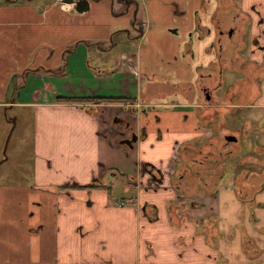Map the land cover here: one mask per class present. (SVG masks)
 Returning <instances> with one entry per match:
<instances>
[{
  "label": "crops",
  "instance_id": "1",
  "mask_svg": "<svg viewBox=\"0 0 264 264\" xmlns=\"http://www.w3.org/2000/svg\"><path fill=\"white\" fill-rule=\"evenodd\" d=\"M223 1L0 0V107L30 113L34 128L31 165L9 180L0 174V264H225L214 239L226 233L207 218L216 214L209 202L217 203L227 168L238 187L264 180L249 166L264 164L262 142H248L254 153L238 158L240 146L225 139L237 118L247 120L248 136L264 129L250 113L264 109V51L249 42L264 45V0H228L227 8ZM215 21L236 28V45L224 52L231 67L215 95L231 88L240 102L209 101L199 87L212 62L219 73L217 53L205 52ZM198 25L212 30L205 44ZM136 27L153 43L149 53L158 45L180 70L125 49ZM196 42L194 64L187 50L193 54ZM90 98L134 102L71 100ZM20 120L28 123L25 114ZM133 135L137 141L125 144ZM196 145L210 163L197 161L201 175L189 182L192 160L183 150ZM238 228L244 244L247 230Z\"/></svg>",
  "mask_w": 264,
  "mask_h": 264
},
{
  "label": "rangeland",
  "instance_id": "2",
  "mask_svg": "<svg viewBox=\"0 0 264 264\" xmlns=\"http://www.w3.org/2000/svg\"><path fill=\"white\" fill-rule=\"evenodd\" d=\"M233 16L234 15L232 13V17L230 18H233L234 21L235 19ZM214 18H216V16H214ZM216 24H218L216 21L214 22V25L212 24V29L214 30L213 32L216 31ZM136 29L137 30L134 31V33L132 32L134 40L124 45L125 49L135 51L140 49L139 51L142 53L144 60H150L149 56L153 55L158 62L166 66L163 70H166L168 67H170L169 69L175 68L173 65H168L167 60L161 54L162 50L159 51L158 45L157 47H153L154 50L151 49L152 52L149 53L147 48L150 45L154 46L153 43L150 42V38L147 37H145V41H143L141 39L142 35L140 36L141 32L138 31V27H136ZM204 40H202V43ZM139 45H142V47ZM198 48V42H196L194 53L191 57V60L195 59L194 64L200 57L198 55ZM180 60H184L183 54L181 55ZM175 69L178 71L180 70L178 68ZM208 72L209 71L206 73ZM184 75L185 72L181 76L184 77ZM231 77H234L232 72L229 74V78ZM250 113H254L256 115V120L253 124L255 125L256 130H260L258 129L260 128L259 122H264V109H250ZM22 114H25L28 123H24L20 120ZM240 118H242V116H240ZM246 121H240L237 118V121H235L234 124H232V122L228 123L229 130L234 132L241 139L239 143L241 149L237 153L239 155L238 158L254 153L251 147L248 146V142L251 143V146L255 143V141L259 143L262 142L261 144L264 145V129L257 131V138H255V131L251 134V136H248ZM33 129L32 115L30 113H22L17 108L6 110L5 108L0 107V174L3 173V177L1 176L2 180H9V175L13 174L14 171L15 173L19 172L22 167L27 168L31 165L33 157ZM252 129H250V131H252ZM202 150V146L196 145L191 149L187 148L186 150H183V153L186 151L189 156L193 155L191 156L193 157V160L201 159ZM140 151L143 155L146 150L141 149ZM257 157L259 158L258 161H263L262 163H264V154ZM205 161H207L208 164L210 163V160L207 158ZM194 162L197 163L196 160ZM249 166L252 168L251 172H254L253 170H255L257 173L261 172V174L264 175V164L251 163ZM249 166H246L245 170L249 169ZM228 169L229 168H227L226 177L221 180V185L216 188L218 191L214 197H212L214 203H217L213 206L211 202H209V206H211V208L213 207L214 210L216 208V214L208 215L207 218L210 219L211 216H214L213 218L217 219V227L222 232L226 233L223 239H214L218 246L214 250L215 252L218 251L219 253H224L225 264H264V180L255 184L256 189H254L253 184L249 187L240 185V189V187L233 185L234 183L236 184V182H234V178L230 175L231 173ZM239 170L243 169L237 167L235 173ZM196 173L197 176L201 175L199 171ZM11 177L14 178V174ZM120 179V175L118 177L116 176L114 177V182L117 183ZM127 180L131 181V176H129ZM242 184L246 185V181ZM237 189L243 190L242 196L237 194ZM132 190L135 194H137L136 188ZM197 190V193L199 194L205 190V187H198ZM200 190L202 191L200 192ZM198 198L199 196L197 199ZM204 204L206 205L207 202H204ZM241 225L247 230L244 232V235L248 237L245 244H243L242 241L241 229L238 228V226ZM233 231H235L237 235L234 239H230L229 235Z\"/></svg>",
  "mask_w": 264,
  "mask_h": 264
},
{
  "label": "flooded vegetation",
  "instance_id": "3",
  "mask_svg": "<svg viewBox=\"0 0 264 264\" xmlns=\"http://www.w3.org/2000/svg\"><path fill=\"white\" fill-rule=\"evenodd\" d=\"M223 5H225V7L227 8L228 6H230V3L228 0H225V2L223 1ZM221 21L218 23L217 25V29H216V33H215V38L213 39L212 43H210L209 47L205 49V52L207 53H210L212 52V50L215 51V54L217 55V64L219 66L218 68V75L215 77V74L213 72L214 69H215V65H216V62H212L209 66V72L207 73V75L205 77H203V80L199 83V87L201 89V92L202 94L205 96V98L209 101H215L216 100H224V101H237V102H240L243 100L242 98V95L240 96L239 94H236L235 92H231L230 93V89L229 88L226 92H224V94L222 95V97H218L217 95H215L216 92H219L222 87H223V84H224V76H223V72L225 69H228L230 68L231 66H227V58L225 57L224 55V52L229 50L230 47H235L236 45V42H235V39H236V35H235V27H228V29L224 28V29H221ZM248 24L249 22L248 21H245V26H244V33L247 34L246 30L249 28L248 27ZM205 27H200L198 25V28H197V31L199 32V35H200V39L201 41L203 39H206V36H207V33H209L210 31L212 32V30H209V28H205ZM205 31V33L202 35L200 33H202V31ZM207 31V32H206ZM245 35L243 33L239 34V45L243 46L244 43L247 44V39L244 37ZM252 45L256 46L257 48H259L260 50H263L264 51V45H261L260 41H259V38H251V40L249 41ZM190 44V46H189ZM187 46L189 47H192V43H188ZM232 50V49H231ZM235 53L238 54V49H234ZM187 54L189 55H192V49L191 50H187ZM208 55V54H207ZM250 63V61H247V63ZM226 66V67H225ZM247 67V66H245ZM232 69V68H231ZM234 69V68H233ZM211 78V79H214L216 81V86L214 88L210 87L208 84H204V82H208V79ZM225 139L227 142H230V143H235L234 145L238 148L240 146V141L241 139L237 137V135L235 133H228L225 135ZM234 138L237 139V141H234ZM230 139V140H228ZM232 140V141H231ZM225 141V142H226ZM259 143L257 141H255L253 145L256 146L258 145ZM241 149V148H240ZM203 151V150H202ZM193 156V155H191ZM190 157V159L192 161H189V166H190V169H189V172L187 171V175L189 177V182H191V180L193 179V177L197 174L196 170H194L193 166L194 164H196V162H194L195 160L196 161H205L204 158H201V159H194L193 160V157ZM208 157V156H207ZM206 157V158H207ZM195 191H197L195 189ZM195 191L193 193H195ZM196 195V194H195Z\"/></svg>",
  "mask_w": 264,
  "mask_h": 264
},
{
  "label": "trees",
  "instance_id": "4",
  "mask_svg": "<svg viewBox=\"0 0 264 264\" xmlns=\"http://www.w3.org/2000/svg\"><path fill=\"white\" fill-rule=\"evenodd\" d=\"M190 46V44H189ZM96 75H100L99 73L96 72ZM72 101H76V102H81V103H93V104H97V103H115V102H122V103H133V100L130 99H124V98H109V99H103V98H90V99H71ZM86 109H88V111L92 112L94 110V106L93 107H87L85 106ZM181 178L184 177V175H180ZM96 185H88L86 188H94ZM69 187V186H68ZM84 186H78L76 185L75 188H82ZM67 188V187H66ZM247 237L244 240V244L246 243Z\"/></svg>",
  "mask_w": 264,
  "mask_h": 264
},
{
  "label": "water",
  "instance_id": "5",
  "mask_svg": "<svg viewBox=\"0 0 264 264\" xmlns=\"http://www.w3.org/2000/svg\"><path fill=\"white\" fill-rule=\"evenodd\" d=\"M79 10H80V9H79ZM80 11H81V10H80ZM210 35H211V31L209 32V34H208L206 37H208V36H210ZM137 138H138V137H137L136 135H133L132 139L125 140L124 143L127 144V145H129V146H132L133 143L137 141ZM228 140H230V139H228ZM231 141H232V140H231ZM234 141H237V139L234 138ZM7 143H8V141H7Z\"/></svg>",
  "mask_w": 264,
  "mask_h": 264
},
{
  "label": "built area",
  "instance_id": "6",
  "mask_svg": "<svg viewBox=\"0 0 264 264\" xmlns=\"http://www.w3.org/2000/svg\"><path fill=\"white\" fill-rule=\"evenodd\" d=\"M138 106H141V104H137Z\"/></svg>",
  "mask_w": 264,
  "mask_h": 264
}]
</instances>
